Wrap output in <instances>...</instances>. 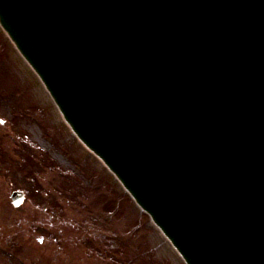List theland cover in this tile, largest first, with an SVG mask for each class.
Wrapping results in <instances>:
<instances>
[{
  "label": "water",
  "instance_id": "95a60500",
  "mask_svg": "<svg viewBox=\"0 0 264 264\" xmlns=\"http://www.w3.org/2000/svg\"><path fill=\"white\" fill-rule=\"evenodd\" d=\"M0 24L187 264H264V0H0Z\"/></svg>",
  "mask_w": 264,
  "mask_h": 264
},
{
  "label": "rangeland",
  "instance_id": "374dc122",
  "mask_svg": "<svg viewBox=\"0 0 264 264\" xmlns=\"http://www.w3.org/2000/svg\"><path fill=\"white\" fill-rule=\"evenodd\" d=\"M0 119L3 241L7 246L12 235L25 241L18 245L21 259L5 257L4 264H186L116 177L72 135L1 27ZM15 188L27 195L19 208L8 196ZM48 201L51 218L35 209ZM28 228H34L32 238Z\"/></svg>",
  "mask_w": 264,
  "mask_h": 264
},
{
  "label": "flooded vegetation",
  "instance_id": "af4514ba",
  "mask_svg": "<svg viewBox=\"0 0 264 264\" xmlns=\"http://www.w3.org/2000/svg\"><path fill=\"white\" fill-rule=\"evenodd\" d=\"M18 188L12 189L8 192V196H9V200L11 202V204L13 205V207L15 208H19L21 205H23L26 201V193H25V197H24V201L20 206H16L14 205L13 202V193L17 190ZM25 192V191H24ZM5 195H4V181L2 180V178L0 177V215H2L1 212V208L3 207V201H4ZM39 201H42V198H38ZM35 209H42L43 211H45V216L47 218H51V216H49V214H51L52 211V207H51V201L47 202V205H43L42 208H35ZM28 230L33 231L31 238L34 236V228L33 230L28 228ZM27 239V238H26ZM4 229L2 228V225L0 224V264H4V259L5 257H7L9 259L10 262H13V260H17L19 261L21 259L18 250V245H20V243H24L23 241L19 242V239L16 238V236L12 235V239L11 242H9V244H6L7 246L4 245Z\"/></svg>",
  "mask_w": 264,
  "mask_h": 264
}]
</instances>
